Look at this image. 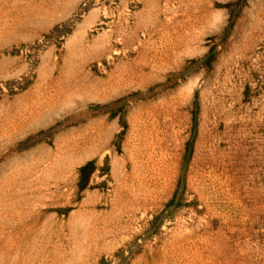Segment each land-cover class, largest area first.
<instances>
[{"label":"rangeland","instance_id":"374dc122","mask_svg":"<svg viewBox=\"0 0 264 264\" xmlns=\"http://www.w3.org/2000/svg\"><path fill=\"white\" fill-rule=\"evenodd\" d=\"M0 264H264V0H0Z\"/></svg>","mask_w":264,"mask_h":264}]
</instances>
